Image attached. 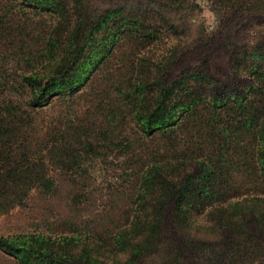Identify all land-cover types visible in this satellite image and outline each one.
I'll use <instances>...</instances> for the list:
<instances>
[{"label": "trees", "instance_id": "1", "mask_svg": "<svg viewBox=\"0 0 264 264\" xmlns=\"http://www.w3.org/2000/svg\"><path fill=\"white\" fill-rule=\"evenodd\" d=\"M20 4L52 19L35 30L0 6V44L39 45L12 79L0 67V213L33 188L51 195L52 170L78 166L74 144L89 149L92 135L38 115L84 89L112 95L96 102L108 128L135 130L124 145L133 180L122 220H93L89 238L72 222L0 236V251L15 264H264V0H212L218 29L189 40L177 13L195 0ZM130 43L140 54L109 61Z\"/></svg>", "mask_w": 264, "mask_h": 264}, {"label": "rangeland", "instance_id": "2", "mask_svg": "<svg viewBox=\"0 0 264 264\" xmlns=\"http://www.w3.org/2000/svg\"><path fill=\"white\" fill-rule=\"evenodd\" d=\"M23 5V4H22ZM0 6H4L11 11L13 17L20 22L30 18L33 21V28L38 30L49 23L52 17L48 14H40L32 10L23 8L20 0H0ZM198 5L193 11L180 9L177 19L183 37L191 39L203 27L195 28L190 19L198 15ZM43 30L40 37H43ZM31 43H35L31 40ZM26 46L23 49H9L8 45L0 44V67L4 70V79H12L19 72V67L14 61H33L35 49ZM130 51L140 54V47L130 43L117 50L113 59L109 61H123V57ZM125 54L123 55L122 54ZM111 57V58H112ZM79 95V94H78ZM69 98H53L38 115V120L52 123L55 120L61 121L63 128L82 127L85 133L92 136L85 143L87 146L74 144L78 150L76 166L73 170L66 168H56L51 175L56 181L51 195H44L38 189L33 188L29 198L23 205L14 206L4 213H0V236H10L20 232H42L46 235L68 231L70 223L78 225V233L82 239L90 236L85 227L93 220L100 219L103 224L105 219L120 221L125 216L128 207L126 189L130 179L128 172V157L124 145L132 140L131 132L135 131L130 124L122 121L113 128H108L103 119V110L96 107V102L101 98L103 103L110 101L113 97L103 91L97 92L94 99L90 92H84L79 96ZM94 99V101H93ZM92 102V105L90 103ZM101 131H96L100 130ZM105 132H108L106 135ZM103 136V137H101ZM97 137H101L97 139ZM75 143L74 141H65ZM71 175V176H68ZM75 194L69 201L68 194ZM107 210V211H106ZM106 211L105 214H101ZM204 216V215H203ZM199 217L198 221H205V217ZM206 219V218H205ZM123 257V256H122ZM0 264H15L14 261L0 251Z\"/></svg>", "mask_w": 264, "mask_h": 264}, {"label": "clouds", "instance_id": "3", "mask_svg": "<svg viewBox=\"0 0 264 264\" xmlns=\"http://www.w3.org/2000/svg\"><path fill=\"white\" fill-rule=\"evenodd\" d=\"M199 8L198 15L190 19V23L195 27H203L208 34L214 33L220 24V20L213 10L212 0H195Z\"/></svg>", "mask_w": 264, "mask_h": 264}]
</instances>
